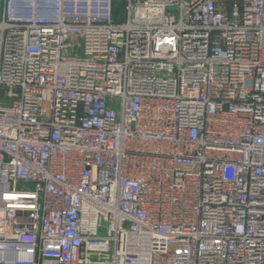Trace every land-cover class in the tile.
<instances>
[{"label": "built area", "instance_id": "1", "mask_svg": "<svg viewBox=\"0 0 264 264\" xmlns=\"http://www.w3.org/2000/svg\"><path fill=\"white\" fill-rule=\"evenodd\" d=\"M0 0V264H264V0Z\"/></svg>", "mask_w": 264, "mask_h": 264}, {"label": "rangeland", "instance_id": "2", "mask_svg": "<svg viewBox=\"0 0 264 264\" xmlns=\"http://www.w3.org/2000/svg\"><path fill=\"white\" fill-rule=\"evenodd\" d=\"M113 16L116 21H120L124 17V3L122 0L115 1L113 4Z\"/></svg>", "mask_w": 264, "mask_h": 264}]
</instances>
